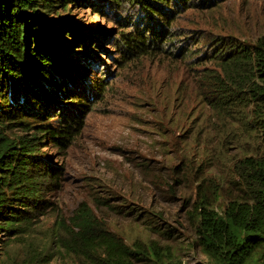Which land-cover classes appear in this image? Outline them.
<instances>
[{"label":"trees","instance_id":"trees-1","mask_svg":"<svg viewBox=\"0 0 264 264\" xmlns=\"http://www.w3.org/2000/svg\"><path fill=\"white\" fill-rule=\"evenodd\" d=\"M221 1L0 0V236L13 243L0 245V264H51L52 249L65 258L59 264H139L151 256L176 264L159 261L158 241L128 242L88 208L60 223L48 246L34 242L32 216L62 179V166L43 149L65 156L105 100L111 73L100 63L108 41L117 65L159 56L217 65L218 72L203 73L212 78L209 107L257 150L231 164L246 199L220 202L219 210L202 201L192 214L194 233L218 264H264V38L221 37L206 51L203 33L181 24L188 10ZM84 8L113 15L117 30L104 34L76 21L72 12Z\"/></svg>","mask_w":264,"mask_h":264},{"label":"rangeland","instance_id":"rangeland-1","mask_svg":"<svg viewBox=\"0 0 264 264\" xmlns=\"http://www.w3.org/2000/svg\"><path fill=\"white\" fill-rule=\"evenodd\" d=\"M218 4L219 8L188 10L181 21L182 26L203 33L206 51L221 37L247 43L264 38V0ZM72 14L104 34L118 28L111 14L90 8ZM110 44L104 43L109 52L100 63L101 72L111 73L105 100L88 114L81 135L65 156L51 147L43 149L62 166V179L46 193L48 206L32 216L34 242L48 246L50 235L60 232V223L68 225L76 211L88 208L128 242L158 241L159 261L218 264L196 239L193 211L202 201L219 210L220 202L246 199L231 164L257 148L241 128L209 107L212 78L203 73L218 72L217 65H193L168 56L117 65ZM1 240L4 250V242L13 244L6 236ZM52 251L51 264L65 259L58 249ZM139 264H157V260L151 256Z\"/></svg>","mask_w":264,"mask_h":264}]
</instances>
